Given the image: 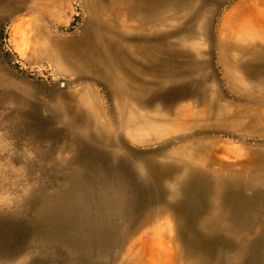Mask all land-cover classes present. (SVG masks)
Here are the masks:
<instances>
[{"label":"rangeland","instance_id":"rangeland-1","mask_svg":"<svg viewBox=\"0 0 264 264\" xmlns=\"http://www.w3.org/2000/svg\"><path fill=\"white\" fill-rule=\"evenodd\" d=\"M238 1L201 0L211 14L205 23L208 36L197 42L202 55L191 59V49L185 46L183 49L189 52H185L184 57L172 58L165 66L175 72L171 77L163 73L157 76L140 73L139 78L148 83L143 93L148 95L149 101L145 109L137 105L131 114L127 112L130 117L126 113L124 121L116 114L124 101L115 94L111 82L81 76L58 55L56 44L53 46V39L62 41L81 34L89 16L84 0H0V264H122L129 243L144 237L143 231L154 230L150 236L155 239L175 233L177 215L168 204L173 200L174 180L182 172L179 168L197 142L204 143L203 147H197L199 154L216 155L223 161H251L257 155L264 156V70L248 76L234 70L235 80L231 81L219 59L218 42L226 41V27L223 34L220 33L222 19L233 11ZM178 23L170 20L173 27ZM165 29L163 26L162 31ZM149 36H155L154 32ZM234 42L242 41L234 39ZM130 102L133 104L132 100ZM186 105L195 111L190 109L193 113H187L188 107H183ZM181 106L184 113L179 110ZM87 110L93 111L92 122L87 127L88 133H81L78 128L85 121L83 115ZM148 110L150 116L164 115L161 120L166 119L153 122V127H159H155L157 132L145 124L128 123L131 117L133 120ZM63 114L77 117L73 128H77L78 145L72 144L71 125L63 120ZM186 122L194 124L190 126ZM158 131L160 135L152 138ZM99 135L106 140L113 136L116 143L109 140L103 143ZM92 155L97 158L92 164L98 168L103 155L124 160L126 165L119 168V172L134 173L137 183L145 178L143 161L147 157L170 170L159 169L154 174L159 196L151 203L146 201L137 183L131 185L130 190L122 191L117 199L101 200L102 193L96 188L77 199V203L90 205L89 211L84 208L88 215L85 211L82 215L90 219L91 227L99 225L97 222L107 216L118 227L115 243L111 244L110 238L101 248L86 239L88 233L79 227L74 229L71 221L64 224V231L59 233L33 230L28 222L32 215L29 200L41 192L49 196L60 194V198L67 200L70 178L77 177L79 171L89 166ZM258 189L264 195V182ZM105 194L113 196V193ZM91 195H97V199H91ZM82 198L89 200L85 202ZM153 208L159 209L156 218L153 215L147 225L139 229L145 213ZM62 217L59 214L56 220ZM64 232L76 238V242L63 235ZM180 240L182 245L189 242L186 238ZM224 244L214 245L210 254L204 255L210 264H239V257L248 255L242 245ZM196 250L203 253L200 246H196ZM260 264H264V258Z\"/></svg>","mask_w":264,"mask_h":264},{"label":"bare ground","instance_id":"bare-ground-1","mask_svg":"<svg viewBox=\"0 0 264 264\" xmlns=\"http://www.w3.org/2000/svg\"><path fill=\"white\" fill-rule=\"evenodd\" d=\"M84 2L89 16L81 34L76 38L62 41L53 39V46L56 44L57 49L54 48L58 55L64 61L69 62L73 70L78 71L81 76H92L108 83L111 82L115 94L120 96L121 101H124L116 113L119 120H124L126 113L131 114L137 105L145 109L148 104L149 97L143 93L146 91L147 86L145 85L148 83L139 78L140 73L156 74V76L163 73L165 77H171L175 72L170 68L165 69V66L168 62L173 61L172 58L184 57L185 52H187L184 50L185 46L191 49V59L194 58L195 60L202 55L197 42L207 38L208 31L205 23L210 20L211 14L201 0H84ZM232 10L222 19L220 33L223 34V28L226 27V41L218 42V47L220 48L219 59L223 68L228 74L229 80L234 81L235 78L232 76L234 70H240L241 73L243 71L247 76L264 70V0H239ZM203 16L204 18H202ZM170 20H176L179 23L173 27ZM163 26L166 27L165 31H162ZM33 31L35 30L33 29ZM151 31L154 32L155 36H149ZM183 34H186L184 38ZM174 37H177V40H174ZM234 39L242 42L235 43ZM164 56L167 57L163 59ZM183 107L185 109L188 107L187 113L193 110L190 108L192 109L190 111L187 105ZM65 108L67 109L69 106L67 105ZM180 109L183 110L182 106ZM183 111L182 113L185 112ZM91 112L93 111H85L83 115L85 121L83 120L84 122L78 128L79 132L88 133L87 127L92 122L90 120ZM201 112H203L202 109ZM150 115L149 110L144 111L141 116H134L136 118L133 120L131 117L130 122L128 118L126 122L128 121L132 125L145 124L150 130L155 129L156 131V128L159 127H153V122H162L166 119L161 120L164 118L163 114H160L163 116L157 117ZM62 118L71 125L70 129L73 135L71 141L74 139L72 144L78 145L77 128L76 130L73 128L75 127L73 124L77 123V117H68L63 114ZM186 120L184 119V121ZM187 122L186 125L189 124ZM182 124H178V126ZM108 125L110 126V124ZM197 125L195 126L197 127ZM182 126L185 127L184 124ZM143 130L145 132V129ZM145 133L142 135H146ZM159 135L160 132L158 131L152 138ZM99 137L103 143L109 141L116 143L113 136H109V141L103 135H99ZM116 140L118 141V139ZM203 145L202 141L197 142L192 148L191 155L189 153L186 155L187 161L184 160L179 168L182 172L174 180L175 185L171 193L173 200H170L168 206L177 215L175 233L155 239L150 236L154 230L143 231L144 237H139L136 242L129 243L122 264H210L204 255H209L214 245L224 244V242L230 245L239 244L246 249L245 253L248 255L239 257V264H260L264 258V195L261 193L262 191H259L258 185L264 182V164L262 163L264 156L257 155L256 158H251V161L239 159L237 162L223 161V159L216 158V155L199 154L197 147H203ZM103 158H101V167L98 168L95 166L96 164H92L95 159L97 161L96 155H92L89 166L82 167L83 169L79 171L77 177L72 176L70 178L71 185L68 189L70 196L68 199L66 198L67 200L60 198V194L49 196L42 192L29 200L27 204L32 209V215L28 222L33 230L59 233L64 231V226L71 221L74 229L79 227L78 229L88 233L87 235L84 233L87 236L86 239L96 242L99 247H104L110 238L111 244L115 243L117 235L114 236V234L118 232V227L112 224L110 218L108 216L102 217L97 222L99 225L91 227L88 222L90 219L82 215L85 211L84 208L89 211L90 205L84 206L77 203V199L82 194L90 193L94 188L99 191L98 193H102L101 200H113L117 199L122 191L130 190L129 187L137 183L133 177L134 173L119 172L118 169L126 165L124 160H119L111 155H103ZM175 160L173 159V161ZM113 163L116 164L113 165ZM143 163L145 178L140 180L137 186L143 191L147 198L146 201L151 203L159 196L155 190L157 186L154 174L159 169L161 171L170 169L160 166L152 157H147ZM199 165L202 167H198ZM105 192L113 193V196L106 197ZM96 197L97 195H91V199H97ZM82 199L85 201L84 198ZM88 200L86 199L85 202ZM157 210L159 209L153 208L145 213L144 218L139 223V229L141 226L147 225L151 217L157 214ZM85 213L88 215L86 211ZM59 214L64 216L60 220L61 222L56 220V216ZM163 232L165 231L163 230ZM255 234L257 237L253 236ZM63 235L76 242V238L71 234L67 235L64 232ZM182 238L188 239L189 242L182 245L180 243ZM196 246L198 248L200 246L203 253H199Z\"/></svg>","mask_w":264,"mask_h":264}]
</instances>
